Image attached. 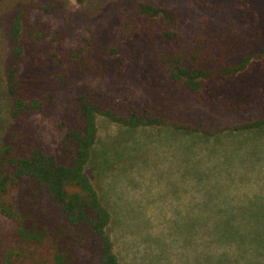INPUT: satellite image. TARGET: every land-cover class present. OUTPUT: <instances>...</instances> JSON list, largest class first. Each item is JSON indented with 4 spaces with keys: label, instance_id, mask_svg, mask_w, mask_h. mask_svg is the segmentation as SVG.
Instances as JSON below:
<instances>
[{
    "label": "rangeland",
    "instance_id": "1",
    "mask_svg": "<svg viewBox=\"0 0 264 264\" xmlns=\"http://www.w3.org/2000/svg\"><path fill=\"white\" fill-rule=\"evenodd\" d=\"M24 1L32 0L0 2V147L16 134L22 148L41 146L54 153L63 137L59 123L64 108L82 85L138 108L144 106L148 81L143 67L135 64L120 75L116 71L121 59L99 60L85 42L90 37L111 40L117 10L127 0H86L82 6L75 0H64L77 11L73 26H62L36 11L30 20L39 16L49 20L52 34L39 40L37 31L31 35L24 29L25 54L19 80L26 97L42 96L51 88L59 93L49 112L30 119L34 138L20 134L9 115L4 79L10 53L9 20ZM150 1L177 11L183 47L201 37L209 22L221 29L232 23L249 31L252 13L262 33L259 48L264 45V0H211L215 13L190 0ZM59 28L67 35L62 44L53 39ZM79 50L78 56H70ZM61 59L71 62L76 70L106 71L108 75L89 74L77 81L72 92L61 90L55 78L56 70L65 68ZM210 86L217 104L188 106L208 128L218 129L217 135L164 126L128 127L99 117L98 138L85 172L111 213L108 231L121 264H216L205 261L204 255L223 249L250 251L247 239L251 228L263 230L264 235V126L242 127L264 118V56L254 58L236 75L216 78ZM225 101L247 107L238 114L228 110ZM224 218H234L239 232L224 231ZM14 230L15 224L0 212L2 255L13 243ZM224 234L227 243L219 239ZM255 250L263 256V262L256 264H264V247Z\"/></svg>",
    "mask_w": 264,
    "mask_h": 264
},
{
    "label": "trees",
    "instance_id": "2",
    "mask_svg": "<svg viewBox=\"0 0 264 264\" xmlns=\"http://www.w3.org/2000/svg\"><path fill=\"white\" fill-rule=\"evenodd\" d=\"M190 1L208 13L216 12L211 0ZM75 2L82 6L86 0ZM36 11L65 27L75 24L77 14L64 0H32L21 2L9 20L10 53L4 79L9 115L19 133L29 139L35 136L30 119L49 112L59 93L51 88L42 96L27 98L19 80L25 54L24 29L28 28L31 35L37 31L39 40L52 34L49 20L40 16L36 21L30 20ZM252 16L249 31L232 23L221 29L209 22L201 37L183 47L175 9L150 0H127L117 10L111 40L86 38L88 48L99 60L121 59L118 74L124 75L127 67L135 64L143 67L148 81L144 106L138 108L82 85L64 108L59 123L63 137L54 153H47L41 146L22 148L16 134L6 139L0 147V212L15 224V230L13 243L3 255L0 252V264H121L108 231L111 213L85 172L98 138L99 117L128 127L164 126L217 135L219 130L208 128L188 104H217L210 82L236 75L254 58L264 56V45L259 48L261 29L254 13ZM66 36L64 29L59 28L53 39L62 44ZM79 52L72 51L70 56H78ZM60 62L65 68L57 69L55 78L60 89L67 92H72L83 76L108 75L106 71L76 70L63 59ZM224 104L238 114L247 107L228 101ZM260 126H264L263 117L242 125ZM233 220L221 219L224 231L236 234L240 227ZM262 231L251 228L247 239L250 251L235 253L223 249L217 254L206 253L204 260L216 264L263 262L259 250L253 251L264 247ZM219 239L224 242L226 235Z\"/></svg>",
    "mask_w": 264,
    "mask_h": 264
}]
</instances>
